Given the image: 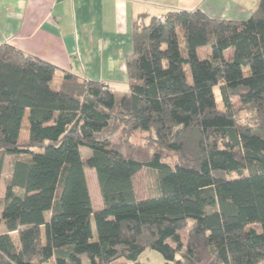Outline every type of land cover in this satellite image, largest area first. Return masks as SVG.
I'll return each mask as SVG.
<instances>
[{"label": "trees", "instance_id": "obj_1", "mask_svg": "<svg viewBox=\"0 0 264 264\" xmlns=\"http://www.w3.org/2000/svg\"><path fill=\"white\" fill-rule=\"evenodd\" d=\"M162 17L134 22L125 94L0 46V264L264 262V0L246 21Z\"/></svg>", "mask_w": 264, "mask_h": 264}, {"label": "crops", "instance_id": "obj_2", "mask_svg": "<svg viewBox=\"0 0 264 264\" xmlns=\"http://www.w3.org/2000/svg\"><path fill=\"white\" fill-rule=\"evenodd\" d=\"M261 0H0V46L8 44L62 73L129 90L127 58L140 15L201 10L211 19L246 21Z\"/></svg>", "mask_w": 264, "mask_h": 264}, {"label": "rangeland", "instance_id": "obj_3", "mask_svg": "<svg viewBox=\"0 0 264 264\" xmlns=\"http://www.w3.org/2000/svg\"><path fill=\"white\" fill-rule=\"evenodd\" d=\"M204 53L205 52H202V53L199 52V54L201 55L203 59L206 57ZM225 55L226 57H229L230 55H232V51L231 50L227 51ZM188 79L191 80L190 72H188ZM216 95L218 97V102H220L221 99H220V94H219L218 89H216ZM234 103L237 104V100H234ZM27 116L28 114L26 115V118L24 119V122H23V129L20 135L21 142H26L29 137V129H28L29 122L27 120ZM133 141L137 145H139L140 143L138 138H134ZM81 152H82L84 159H86L88 156L91 155V150H89L88 148H81ZM11 163H12V158H8L6 160L4 175H3L1 188H0V212H1L2 199L5 194L6 183L11 173ZM86 174H87V180H88L90 195L92 198L94 209L97 211L101 210L103 208V200H102L99 185H98L97 175L95 171L90 170V169L86 170ZM134 186H135L136 195L139 200H146L148 197L154 195L156 193L155 192L156 191L155 172L151 169H144L140 171L134 178ZM92 229H93L94 235L96 236V226H95L94 220H92ZM141 261L147 264H166L167 263L166 260L163 258V256L151 250H148L143 254ZM50 264H53V263H50ZM262 264H264V262Z\"/></svg>", "mask_w": 264, "mask_h": 264}, {"label": "built area", "instance_id": "obj_4", "mask_svg": "<svg viewBox=\"0 0 264 264\" xmlns=\"http://www.w3.org/2000/svg\"><path fill=\"white\" fill-rule=\"evenodd\" d=\"M160 18H163L162 16H160Z\"/></svg>", "mask_w": 264, "mask_h": 264}]
</instances>
